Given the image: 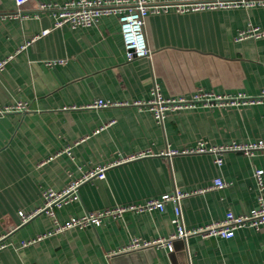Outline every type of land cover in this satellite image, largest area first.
Listing matches in <instances>:
<instances>
[{
    "label": "crops",
    "instance_id": "1",
    "mask_svg": "<svg viewBox=\"0 0 264 264\" xmlns=\"http://www.w3.org/2000/svg\"><path fill=\"white\" fill-rule=\"evenodd\" d=\"M17 8L0 0V264H264V228L242 227L230 239L190 236L165 246L123 252L133 238L168 239L176 231L174 207L106 216L98 226L53 233L56 223L179 190L186 229L247 214L264 195V152L214 151L264 138V103L171 112L162 123L135 102L156 86L164 97L202 90L254 98L264 91V38L236 41L248 26L264 31V6L149 15L143 30L148 58L127 61L115 15L94 26L53 27L39 3ZM52 28V29H51ZM49 30L42 35L44 31ZM27 44L26 49L17 53ZM64 63L48 66L47 62ZM124 103L87 108L92 102ZM204 152L184 153L200 147ZM168 150L175 154L165 155ZM139 154H144L138 156ZM104 178L80 184L76 198L21 223L35 212L43 192L63 190L97 166ZM220 159L218 165L216 160ZM260 169L259 190L254 170ZM220 178L227 185L211 188ZM45 238L27 246L22 242Z\"/></svg>",
    "mask_w": 264,
    "mask_h": 264
},
{
    "label": "built area",
    "instance_id": "2",
    "mask_svg": "<svg viewBox=\"0 0 264 264\" xmlns=\"http://www.w3.org/2000/svg\"><path fill=\"white\" fill-rule=\"evenodd\" d=\"M17 8H22L27 2L31 0H13ZM264 6V0H72L63 5L57 6L53 4L39 3L37 9L40 11L49 12L54 22L52 28H59L67 26L71 29L85 28L94 26L98 23L101 17L115 15L120 25V34L125 51L127 61H132L139 58H148L151 55L146 43V38L143 30L144 19L153 14L166 13L170 9L177 13L200 12L219 9H236L239 7H253ZM10 15H0V20L5 19ZM51 28V29H52ZM49 30L43 32L46 34ZM261 39L264 38V31L258 27L248 26L244 30L237 33L235 40L242 41L245 39ZM28 42L22 45L19 50L26 49ZM0 60V70L9 59ZM64 63L61 60H54L47 62L48 66H55ZM264 103V91L258 96L244 97L241 95H218L215 93H208L198 90L190 97H164L160 94L158 88L154 86L151 91V97L146 102H135V105L144 107L152 116L155 122L162 123L168 113L180 110L194 109L198 107L210 108L214 106H239ZM125 105L124 103H115L98 99L87 108H105L116 105ZM10 110L22 111L26 110L25 104H18L13 108H0V114H4ZM200 147L196 149L183 150L184 153L190 152H204L205 149ZM235 150L242 151L246 154L254 152H264V138L258 139L255 142L244 145H230L224 148L215 149L214 151ZM176 151L168 150L165 155L175 154ZM144 154H139L142 156ZM134 157L122 158L119 162H113L107 165L97 166L94 169L86 172L81 178L71 181L63 190L54 191L52 189L45 190L42 194V205L35 212L25 214L19 212L21 223L29 221L31 218L40 213H45L51 217L54 216L53 209L61 208L63 205L71 202L76 198V191L80 184L92 178H104L105 170L120 162H125ZM216 163L221 164V160L217 159ZM262 174L260 169L254 170V178L256 184L261 190ZM227 185L220 178L213 180L211 188L221 189ZM186 194L179 190H175L171 194H164L160 198L147 200L142 204L121 205L115 208L102 210L98 212H89L80 217H70L62 223H56L53 233L62 232L73 228H85L87 226H98L106 216H120L122 213L131 212H146L159 210L163 211L167 203L174 207V218L172 223L175 226V233L168 239L157 238L152 241H146L139 238H133L123 252L136 251L148 247H162L165 246L168 251H172V242L176 239H186L190 236H200L201 238L220 237L230 239L234 236L235 230L242 227H251L255 230L261 231L264 228V195L260 192L257 195V203L247 214L233 215L232 212H227L224 219L218 222H213L205 226L193 229H186L184 227L180 200ZM49 234L37 236L31 240L21 243V246H27L42 240ZM4 236H0V250L5 247L2 243Z\"/></svg>",
    "mask_w": 264,
    "mask_h": 264
},
{
    "label": "water",
    "instance_id": "3",
    "mask_svg": "<svg viewBox=\"0 0 264 264\" xmlns=\"http://www.w3.org/2000/svg\"><path fill=\"white\" fill-rule=\"evenodd\" d=\"M113 264H122V263H117V262L114 261Z\"/></svg>",
    "mask_w": 264,
    "mask_h": 264
}]
</instances>
